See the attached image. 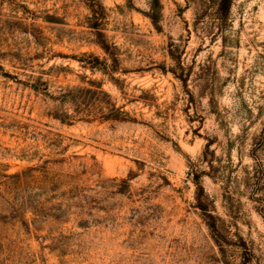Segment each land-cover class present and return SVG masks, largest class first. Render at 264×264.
I'll use <instances>...</instances> for the list:
<instances>
[{
	"label": "rangeland",
	"instance_id": "374dc122",
	"mask_svg": "<svg viewBox=\"0 0 264 264\" xmlns=\"http://www.w3.org/2000/svg\"><path fill=\"white\" fill-rule=\"evenodd\" d=\"M0 264H264V0H0Z\"/></svg>",
	"mask_w": 264,
	"mask_h": 264
},
{
	"label": "trees",
	"instance_id": "16d2710c",
	"mask_svg": "<svg viewBox=\"0 0 264 264\" xmlns=\"http://www.w3.org/2000/svg\"><path fill=\"white\" fill-rule=\"evenodd\" d=\"M222 1L225 3V5L228 6V5H230V3H231L232 0H222Z\"/></svg>",
	"mask_w": 264,
	"mask_h": 264
}]
</instances>
